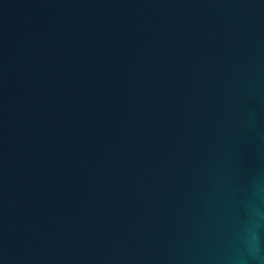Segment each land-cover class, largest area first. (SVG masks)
Wrapping results in <instances>:
<instances>
[{"label":"water","instance_id":"95a60500","mask_svg":"<svg viewBox=\"0 0 264 264\" xmlns=\"http://www.w3.org/2000/svg\"><path fill=\"white\" fill-rule=\"evenodd\" d=\"M0 264H264V0H0Z\"/></svg>","mask_w":264,"mask_h":264}]
</instances>
